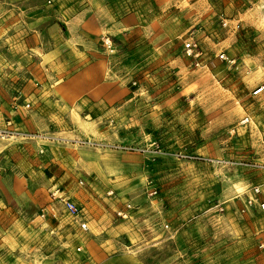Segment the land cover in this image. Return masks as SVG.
<instances>
[{
    "label": "rangeland",
    "instance_id": "rangeland-1",
    "mask_svg": "<svg viewBox=\"0 0 264 264\" xmlns=\"http://www.w3.org/2000/svg\"><path fill=\"white\" fill-rule=\"evenodd\" d=\"M100 1L90 52L114 102L62 100L32 40L46 17L80 30L89 0H0V121L26 135L0 141V264H264V0ZM70 113L95 114L85 134L59 133ZM70 174L92 232L58 199Z\"/></svg>",
    "mask_w": 264,
    "mask_h": 264
},
{
    "label": "crops",
    "instance_id": "crops-1",
    "mask_svg": "<svg viewBox=\"0 0 264 264\" xmlns=\"http://www.w3.org/2000/svg\"><path fill=\"white\" fill-rule=\"evenodd\" d=\"M100 3V0H89L86 9L78 13L72 19L71 23L81 25V29L76 30L77 32L75 33H69L67 29L60 32L56 26L58 22L56 18H43V21L48 22V24L42 29H34L39 23L37 21L30 25L34 31L36 30V34L33 35L32 40L38 43L42 37L46 36L45 38L50 41L48 43L50 44L49 48L44 51L45 64L48 65L49 68V85L54 87V90L52 89L53 93L56 91L61 94L62 100L74 102L79 99L85 101L89 99H106L108 102H114L118 95L122 94L120 86H117L114 81L106 79L103 77V74H101L102 72L106 74L108 70L107 65L104 63L102 65H97L95 60L91 59L94 55L90 52V49H93L92 47L94 46L92 43L93 36L96 35L94 33L100 34L102 32L100 27L98 29L94 27V24H97L99 18V9L102 5ZM131 19V17L126 18L122 24H131ZM43 48V46L41 47L35 44L34 47H31L30 51L36 55L43 52ZM106 86L112 87V91L107 90L104 92L103 88ZM115 86L116 89H114ZM123 95H125V92H123ZM92 115L95 114L70 113L56 116L61 119L66 118V123H64L65 126L59 128V133L67 134L72 137L85 134L83 128L87 129L89 127L88 124H91L93 119ZM23 124V122H20V125ZM6 126V124L3 125L2 121H0V128ZM77 176L79 175L70 174V185L65 191L58 190L57 193L60 194L59 197H64L63 195H66L65 197H70L80 207L82 203L88 205L87 208H89V210H83L85 216L87 214L85 220L88 223V231L81 229L78 224H76V228L80 232H92L97 223L95 219L96 213L91 209L92 206L95 208V199L92 195H87L88 192L84 189L77 186ZM108 200L110 201L111 199ZM91 211H93V213ZM102 214L104 213H101V215ZM106 217L108 218L109 216L106 214ZM99 261L100 264H143L141 261L126 256H102Z\"/></svg>",
    "mask_w": 264,
    "mask_h": 264
},
{
    "label": "built area",
    "instance_id": "built-area-1",
    "mask_svg": "<svg viewBox=\"0 0 264 264\" xmlns=\"http://www.w3.org/2000/svg\"><path fill=\"white\" fill-rule=\"evenodd\" d=\"M105 48L109 50L111 53L114 52V41L111 38H104L103 39ZM185 51L187 52V55L189 57H196V51H197V44L194 42V40L188 42L185 44L184 47ZM223 59H226L225 56H222ZM264 94V85H260L256 87L253 92L252 96L254 98H260ZM250 122V118L247 117L244 123ZM26 137L25 134H21L19 131L12 128L11 122H8V125L6 127L0 128V141H11L12 139H18V138H24ZM28 137V136H27ZM36 138V137H35ZM79 144L86 145L87 143L84 141H80ZM92 144V143H89ZM81 185H85L84 181L80 182ZM262 192L261 188H255L254 193L256 195H259ZM113 192L110 193L112 195ZM158 191L156 189L153 190L152 194L153 196L157 195ZM60 202L63 204L65 211L67 214L78 224L80 225V228L84 231H88V223L85 220V214L82 209L75 201H73L70 197H59L58 198ZM256 202L251 199L248 202V206H253ZM260 208L262 212L264 213V202L260 203ZM246 210H244L245 212ZM122 215V214H120ZM168 228V227H167Z\"/></svg>",
    "mask_w": 264,
    "mask_h": 264
}]
</instances>
